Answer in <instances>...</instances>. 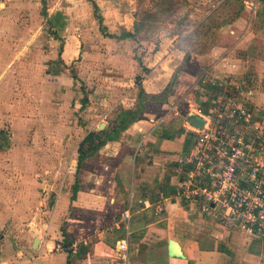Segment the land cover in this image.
<instances>
[{
  "label": "rangeland",
  "instance_id": "obj_1",
  "mask_svg": "<svg viewBox=\"0 0 264 264\" xmlns=\"http://www.w3.org/2000/svg\"><path fill=\"white\" fill-rule=\"evenodd\" d=\"M256 1L0 0L3 264H65L59 253L67 252L70 264H104L95 257L97 233L118 213L96 197L92 161L76 173L79 143L111 128L120 107L136 104L140 87L161 94L172 84L166 103L182 102L189 111L192 99L201 112L216 109L224 76L216 70L214 80L201 77L236 41L231 31L249 26ZM238 9L241 15L230 20ZM142 11L155 22L135 40L119 39ZM170 110L148 104L146 117ZM35 238L44 251L40 243L32 247ZM84 247L92 252L81 256Z\"/></svg>",
  "mask_w": 264,
  "mask_h": 264
},
{
  "label": "crops",
  "instance_id": "obj_2",
  "mask_svg": "<svg viewBox=\"0 0 264 264\" xmlns=\"http://www.w3.org/2000/svg\"><path fill=\"white\" fill-rule=\"evenodd\" d=\"M231 34L238 36L236 41L221 53L216 49L211 52L220 53L210 65L212 76H217L216 70L224 76L223 82L216 84L224 86V93L217 95L242 97L249 108L258 107L254 120L264 127V0L256 1L249 26ZM188 102L189 111L182 102L177 106L162 104L171 110L158 118L145 114L117 141L108 142L86 160L92 161L88 165L93 163L96 172V197L108 199L111 211L118 213L111 225L97 233L95 244L101 252L95 257L104 264H264V239L204 213L201 201L184 202L189 168L179 163V157L193 150L197 137L193 131L197 127L189 124L190 115L204 120L214 112H201V102ZM75 181L81 182L80 178ZM78 191L74 198L71 193L72 202ZM91 247L81 248L80 255L91 253ZM59 256L66 264L68 255ZM42 257L49 259L45 252Z\"/></svg>",
  "mask_w": 264,
  "mask_h": 264
},
{
  "label": "built area",
  "instance_id": "obj_3",
  "mask_svg": "<svg viewBox=\"0 0 264 264\" xmlns=\"http://www.w3.org/2000/svg\"><path fill=\"white\" fill-rule=\"evenodd\" d=\"M210 76L216 79L210 70L201 78ZM224 98L201 128H193V150L179 157L189 168L182 195L186 204L201 201L204 213L264 239V127L254 120L259 108H249L242 97ZM124 217L129 221V212Z\"/></svg>",
  "mask_w": 264,
  "mask_h": 264
},
{
  "label": "trees",
  "instance_id": "obj_4",
  "mask_svg": "<svg viewBox=\"0 0 264 264\" xmlns=\"http://www.w3.org/2000/svg\"><path fill=\"white\" fill-rule=\"evenodd\" d=\"M93 4L94 0H89ZM241 1V0H240ZM238 2V1H237ZM241 9V8H240ZM238 9L235 15L230 17L233 20L239 17L241 14ZM140 14V15H139ZM156 16L150 15L148 11H142L136 13V19L133 23V30H125L118 37L119 39H137V36L141 33L146 25L149 23H154ZM171 85L165 87L161 94H150L145 91L144 88L140 87L139 94L136 99V104L131 108L120 107L119 110L114 114V118L111 124V128L102 130L100 132H89L84 139L79 143L77 148V174L81 171L82 166L86 163V160L94 157L100 149L106 145L108 142L117 141L120 135L126 131L133 123L141 120L144 115L148 112V104H164L168 102V93L171 91ZM87 97L82 100V104L87 103ZM83 107V106H82ZM79 189V184L76 183L73 186L72 198L75 197ZM68 253V259L66 264H70V252Z\"/></svg>",
  "mask_w": 264,
  "mask_h": 264
},
{
  "label": "water",
  "instance_id": "obj_5",
  "mask_svg": "<svg viewBox=\"0 0 264 264\" xmlns=\"http://www.w3.org/2000/svg\"><path fill=\"white\" fill-rule=\"evenodd\" d=\"M189 124L192 126H195L197 128H201L204 124V121L201 118H198L197 116L190 115ZM103 127H104V124L102 123V124H100L99 129H101ZM39 241H40L39 238H35L33 241L32 247L36 248L39 244Z\"/></svg>",
  "mask_w": 264,
  "mask_h": 264
},
{
  "label": "bare ground",
  "instance_id": "obj_6",
  "mask_svg": "<svg viewBox=\"0 0 264 264\" xmlns=\"http://www.w3.org/2000/svg\"><path fill=\"white\" fill-rule=\"evenodd\" d=\"M177 250V249H176Z\"/></svg>",
  "mask_w": 264,
  "mask_h": 264
}]
</instances>
